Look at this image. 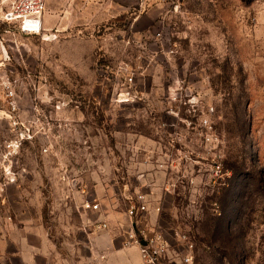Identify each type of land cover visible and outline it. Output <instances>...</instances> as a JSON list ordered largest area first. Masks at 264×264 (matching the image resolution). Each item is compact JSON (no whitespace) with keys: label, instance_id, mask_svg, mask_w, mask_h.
Instances as JSON below:
<instances>
[{"label":"rangeland","instance_id":"obj_1","mask_svg":"<svg viewBox=\"0 0 264 264\" xmlns=\"http://www.w3.org/2000/svg\"><path fill=\"white\" fill-rule=\"evenodd\" d=\"M43 16L0 54V264L42 232L63 251L76 180L119 207L150 195L143 228L191 231L197 264H264V0H45ZM119 65L147 105L110 101Z\"/></svg>","mask_w":264,"mask_h":264},{"label":"crops","instance_id":"obj_2","mask_svg":"<svg viewBox=\"0 0 264 264\" xmlns=\"http://www.w3.org/2000/svg\"><path fill=\"white\" fill-rule=\"evenodd\" d=\"M51 2L52 0H46L48 8ZM135 86L139 92L144 94L136 83ZM129 105L131 104L125 106ZM81 182L71 181V194L64 196V200L69 199L72 205L73 215H63V232L60 242L63 251L56 249L51 235L42 232L43 245L40 247L30 244L27 240L24 243L23 263L37 264V258H40L43 264H142L137 247L123 245L131 223L126 213L128 204L126 208L119 207L110 197L98 194L97 185L94 188L95 191H92L91 187L94 186L92 183ZM143 186L145 187L141 188L148 191L155 186V183L150 177H146V184ZM137 193L141 192L124 195V198L129 203ZM86 198L91 199L92 204L97 205L96 210L82 208V202ZM146 198L150 201L147 208L153 217L152 212L155 210L157 201H154L150 195L149 197L146 195ZM67 212L68 210H63V213ZM97 223L104 224L105 228L96 229L94 224ZM137 226L138 228L144 227L142 219L138 220Z\"/></svg>","mask_w":264,"mask_h":264},{"label":"built area","instance_id":"obj_3","mask_svg":"<svg viewBox=\"0 0 264 264\" xmlns=\"http://www.w3.org/2000/svg\"><path fill=\"white\" fill-rule=\"evenodd\" d=\"M44 8L45 0H16L10 7L0 11V54L4 53L3 43L7 44L8 49L14 48L16 34L34 36L44 32ZM104 73L118 79L111 89L112 103L119 107L126 104H146L144 94L136 89L132 74L126 65L105 68ZM208 138L206 136V141H209ZM149 204L150 201L143 193H137L129 201L126 213L131 223L123 245L137 247L142 264H197L195 244L187 233L178 228L168 231L138 228L137 222L144 217ZM82 208L96 210L97 205L85 201ZM159 210L156 207V211ZM94 225L96 229L105 228L102 223ZM141 242H144V245Z\"/></svg>","mask_w":264,"mask_h":264},{"label":"trees","instance_id":"obj_4","mask_svg":"<svg viewBox=\"0 0 264 264\" xmlns=\"http://www.w3.org/2000/svg\"><path fill=\"white\" fill-rule=\"evenodd\" d=\"M224 204H226L225 202H223ZM226 206V205H225ZM225 213H226V210H225ZM228 213V212H227ZM225 226H226V223L225 222H220V225L218 226V228H219V233L220 234H222V237L224 238V239H226V237H229L230 236V234L228 233V232H225V231H223L224 230V228H225ZM188 235H189V237L191 238V240L194 242V244H195V237H194V235H193V233L191 232V231H189V233H188ZM230 244H233V242H234V240H232V242H230V241H228ZM229 246H233V245H229Z\"/></svg>","mask_w":264,"mask_h":264},{"label":"water","instance_id":"obj_5","mask_svg":"<svg viewBox=\"0 0 264 264\" xmlns=\"http://www.w3.org/2000/svg\"><path fill=\"white\" fill-rule=\"evenodd\" d=\"M142 245H144V242H141Z\"/></svg>","mask_w":264,"mask_h":264}]
</instances>
